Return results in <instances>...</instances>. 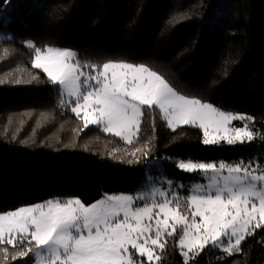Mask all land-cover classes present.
Segmentation results:
<instances>
[{
  "label": "trees",
  "instance_id": "obj_1",
  "mask_svg": "<svg viewBox=\"0 0 264 264\" xmlns=\"http://www.w3.org/2000/svg\"><path fill=\"white\" fill-rule=\"evenodd\" d=\"M9 10L13 23L0 29L14 35L0 38V214L54 199L90 205L104 194H131L152 160L171 158L164 174L176 183L195 175L176 169L175 159L264 165V0H12ZM27 41L74 51L85 71L105 62L144 64L179 94L250 117L258 138L204 145L200 129L173 132L158 109L145 113L133 144L84 128L31 67ZM177 239L168 238L156 264H185ZM4 247L0 264L29 259L12 260L16 250ZM187 262L264 264V228L237 253L200 252Z\"/></svg>",
  "mask_w": 264,
  "mask_h": 264
},
{
  "label": "snow or ice",
  "instance_id": "obj_2",
  "mask_svg": "<svg viewBox=\"0 0 264 264\" xmlns=\"http://www.w3.org/2000/svg\"><path fill=\"white\" fill-rule=\"evenodd\" d=\"M11 5L12 0H0L5 10L0 13V29L13 23ZM3 38L11 41L14 35L9 32ZM24 46L34 52L31 67L46 74L62 105L82 118L84 128L94 125L133 144L145 113L158 109L173 132L181 125L201 129L204 145L245 144L258 138L247 122L232 123L250 117L179 94L144 64L105 62L85 71L89 65L82 66L72 50L51 46L42 50L31 41ZM259 138L264 141V133ZM172 163L184 173H198L207 184L191 186L182 198L176 189L183 185L167 179L163 183L171 191L161 190L153 176L146 175L147 189L108 194L91 205L68 198L23 206L0 214V245L16 250L12 260L29 258L32 264H146L153 260L155 249H165L169 237L178 238L184 257L212 251L231 255L240 251L246 236L264 228V165L243 159ZM0 251L7 254L9 248Z\"/></svg>",
  "mask_w": 264,
  "mask_h": 264
},
{
  "label": "rangeland",
  "instance_id": "obj_3",
  "mask_svg": "<svg viewBox=\"0 0 264 264\" xmlns=\"http://www.w3.org/2000/svg\"><path fill=\"white\" fill-rule=\"evenodd\" d=\"M5 34H8V33H6V32H2V31H0V38H3V35H5ZM60 49V48H59ZM33 60H34V58H33ZM40 70V69H39ZM42 71V70H41ZM87 71H91V69H89V70H87ZM45 74V73H44ZM46 75V74H45ZM65 100H67V97H65ZM60 104L62 105V102H60ZM145 108L147 107V106H144ZM70 108V107H69ZM74 114V113H73ZM75 115V114H74ZM239 115H242V114H239ZM244 117H246L245 115H243ZM247 118V117H246ZM245 122H247L248 123V125H249V127L251 128V125H250V123L252 122V120L250 119V120H247V121H242V120H236V121H233L232 123H233V125H235V126H242ZM165 123H166V121H165ZM90 126H92V127H95V128H97L96 126H94V125H90ZM180 127H193V126H190V125H181ZM168 128V127H167ZM179 128V127H178ZM195 128H197V127H195ZM169 129V128H168ZM199 129V128H198ZM171 130V129H170ZM201 130V129H200ZM201 132H202V136H203V131L201 130ZM117 138H119V137H117ZM134 140H136V138H134ZM123 141V140H122ZM124 142V141H123ZM223 141H221V143H222ZM125 143V142H124ZM220 143V144H221ZM223 143H225V142H223ZM125 144H127V143H125ZM153 162H155V163H153ZM170 163V161L167 159V160H165V159H160V160H152V161H150V162H148L147 164H146V166H145V176L146 175H152L153 176V182L156 184V187L158 188V189H161V190H168V191H171V189L166 185V184H164L163 183V181L164 180H167L168 178L165 176V169H166V167L168 166V164ZM176 169H178L177 167H176ZM179 170V169H178ZM181 171V170H180ZM183 172V171H182ZM226 174V173H225ZM190 175H195V181H193V182H188V183H186V182H180V183H176V182H174L173 180V184L174 185H176V186H179V185H183V187L182 188H180V187H177V191L180 193V195H181V197L183 198L184 196H187L188 195V191H189V188L191 187V186H193V185H199V184H207V179L206 178H201V176L198 174V173H191ZM209 175H211V174H209ZM160 181V182H157V181ZM149 187V184H148V182H145L144 180H143V182H142V184L140 185V187L138 188V189H136L133 193H135V192H137V191H143V190H145V189H147ZM113 194H121V193H113ZM106 195H108V194H104L99 200H101V199H104V198H106ZM68 199V198H67ZM148 199H152V197L151 196H149L148 197ZM155 199H157V200H159L160 199V197L159 196H156L155 197ZM62 200H66V199H62ZM99 200H97V201H99ZM96 201V202H97ZM95 203V202H94ZM93 204V203H92ZM36 205V204H35ZM91 205V204H90ZM32 206V205H31ZM87 206V205H86ZM3 214H5V213H3ZM198 219V218H197ZM256 230H258V229H256ZM255 230V231H256ZM247 237V236H246ZM169 238H172V237H169ZM243 242V241H242ZM177 246H178V244H177ZM239 248H240V246H239ZM178 249H179V246H178ZM185 251H187V249H185ZM160 252H161V250L159 249V248H157V249H155V251H154V256H153V260L151 261V262H147L146 261V258H141V259H144L145 261H146V264H156L158 261H159V259H156V256L157 255H159V257H160ZM218 252H220V253H223L222 251H218ZM234 253H237V252H234ZM233 253V254H234ZM179 254L181 255V257L183 258V260H189L193 255L190 253L189 254V256L188 257H184L183 255H182V253H181V251H180V249H179ZM223 254H226V255H229V254H227V253H223ZM25 262H27V264H32V261H31V259H27ZM25 262H24V264H25Z\"/></svg>",
  "mask_w": 264,
  "mask_h": 264
}]
</instances>
